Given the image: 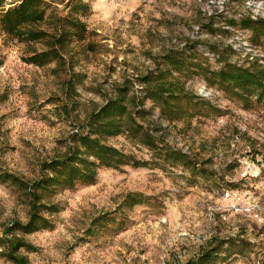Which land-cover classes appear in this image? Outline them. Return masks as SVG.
<instances>
[{
  "label": "rangeland",
  "instance_id": "374dc122",
  "mask_svg": "<svg viewBox=\"0 0 264 264\" xmlns=\"http://www.w3.org/2000/svg\"><path fill=\"white\" fill-rule=\"evenodd\" d=\"M42 1L43 27L68 29L64 16L78 0ZM83 1L92 8L79 15L87 30L68 44L66 65L29 63L43 44L0 34V264H12L14 238L30 245L18 250L28 264H198L207 250L216 253L206 264H264V221L242 209L223 218L233 205L224 192L232 187L245 207L264 206V164L255 152L264 144V103L253 96L246 104L203 75L186 82L190 96L200 97V115L170 123L147 99L152 113L140 122L160 127V143L196 155L207 172L164 165L159 150L127 134L104 138L148 164L100 167L94 184L40 190V203L59 207L42 214L53 226L27 232L17 225L30 219L31 196L14 179L38 180L42 165L66 155L84 118L120 88L127 101L142 97L138 79L166 51L186 48L213 70L229 63L264 67V28L253 36L240 23L249 15L264 20V0ZM204 100L220 113H208ZM137 193L145 202L132 206L129 195Z\"/></svg>",
  "mask_w": 264,
  "mask_h": 264
},
{
  "label": "trees",
  "instance_id": "16d2710c",
  "mask_svg": "<svg viewBox=\"0 0 264 264\" xmlns=\"http://www.w3.org/2000/svg\"><path fill=\"white\" fill-rule=\"evenodd\" d=\"M91 10L90 3L78 0L64 16L69 20L68 29L59 23L51 31L43 27L46 23V8L42 0H0V34L4 33L29 45L43 44L41 51L32 50L28 62L38 66L55 63L60 67L66 65L65 51L70 41H73V37L82 39L87 30L86 23L79 15H87ZM230 20L231 24L236 23L234 19ZM240 23L243 28L250 29L253 36L260 34L259 28H264V20L255 19L251 15L243 17ZM194 49L195 46H191V50ZM198 60L199 58L186 48L166 51L157 59V66L138 79L142 97L134 95L127 101V89L120 88L116 97L108 99L104 105L84 118L83 123L79 125L80 130L73 134L74 145L66 155L42 165L45 173L38 180L28 185L14 179L20 182L22 187L28 188L31 196L30 219L25 225H17L27 232L50 229L53 226L42 214L57 212L59 207L56 204L40 203V190L74 188L78 183L94 184L100 167L120 168L126 164L139 167L148 164L147 161L137 160L108 145L104 138L127 134L149 149L159 150V158L163 160L164 165L181 166L194 175L202 171L207 172L208 170L204 169L205 162L196 155L160 143L156 136L157 132L162 130L160 127H152V123L144 126V123L140 122L142 119L146 123L147 116L152 113V109L145 106L146 100L151 99L160 109V117L170 123L197 117L202 111L195 100H200V97L190 96L186 90V82L192 75H203L210 85H217L246 104L253 96H257L259 102L264 103V67L253 62L248 66L229 63L220 70H213ZM204 104L208 113H220V109L210 102L205 101ZM255 152L262 157L264 164V144ZM262 172L264 174V169ZM211 175L214 178L217 173L212 171ZM129 199L132 206L145 202V196L139 193L130 194ZM9 243L12 264H28L26 257L18 254V250L22 247L30 248V245L20 238L10 239ZM214 253L215 250L204 251L197 263L210 262L215 258Z\"/></svg>",
  "mask_w": 264,
  "mask_h": 264
},
{
  "label": "built area",
  "instance_id": "2783aa9c",
  "mask_svg": "<svg viewBox=\"0 0 264 264\" xmlns=\"http://www.w3.org/2000/svg\"><path fill=\"white\" fill-rule=\"evenodd\" d=\"M237 187L231 188L224 192L223 198L228 201H231L233 205L225 208L224 210L225 215L223 216V218L226 220L228 218L227 213L233 209L235 210L242 209V210H245L251 213L253 217L259 220L260 222H263L264 218L262 215L264 214V206L260 205L259 203L254 202L253 205L245 207L243 204V196H242L241 190Z\"/></svg>",
  "mask_w": 264,
  "mask_h": 264
}]
</instances>
